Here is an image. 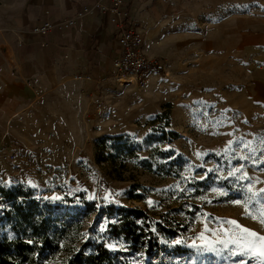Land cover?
Listing matches in <instances>:
<instances>
[{"label":"rangeland","instance_id":"1","mask_svg":"<svg viewBox=\"0 0 264 264\" xmlns=\"http://www.w3.org/2000/svg\"><path fill=\"white\" fill-rule=\"evenodd\" d=\"M244 66L238 104L236 83L228 98L206 83L169 76L152 91L115 83L101 91V110L90 109L82 140L70 135L36 161H0V238H29L41 216L51 234L78 215L83 227L75 245L90 241L85 254L105 240L127 264H264L228 243L246 235L241 228L264 236V103L251 96L252 84L264 81V47L246 49ZM131 190L140 197L129 198ZM120 207L139 208L177 232L160 233V248L151 252L130 250L110 227ZM66 258L60 251L49 264Z\"/></svg>","mask_w":264,"mask_h":264},{"label":"crops","instance_id":"2","mask_svg":"<svg viewBox=\"0 0 264 264\" xmlns=\"http://www.w3.org/2000/svg\"><path fill=\"white\" fill-rule=\"evenodd\" d=\"M96 1L0 0V148L19 160L36 161L34 155L66 144L70 135L82 140L101 91L120 84L113 68L119 28L109 14L94 9L66 30L32 32ZM123 10L142 33V52L167 65L165 78L149 76L150 91L169 76L206 83L228 98L236 83L232 100L242 102L246 49L264 47V0H123ZM251 96L264 103V81L252 84Z\"/></svg>","mask_w":264,"mask_h":264},{"label":"trees","instance_id":"3","mask_svg":"<svg viewBox=\"0 0 264 264\" xmlns=\"http://www.w3.org/2000/svg\"><path fill=\"white\" fill-rule=\"evenodd\" d=\"M162 116L158 115V118ZM114 138H122L121 136ZM102 138L99 142H103ZM138 185H132L136 188ZM4 192H7L3 189ZM129 198L140 195L128 192ZM89 204L84 214L88 213ZM121 215L117 223L111 224L112 232L122 236L129 243L130 250L151 252L160 248L159 234L175 233L171 224L154 221L139 208L120 207ZM80 215V214H79ZM83 227L78 215L74 219L63 220L48 233L49 220L41 216L40 223L31 228L29 238L16 236L0 238V264H49L57 253L65 250L67 258L63 264H127L123 259L112 254L106 247L105 240L97 242L93 251L85 254L91 242L86 241L81 247L75 243L80 239Z\"/></svg>","mask_w":264,"mask_h":264},{"label":"built area","instance_id":"4","mask_svg":"<svg viewBox=\"0 0 264 264\" xmlns=\"http://www.w3.org/2000/svg\"><path fill=\"white\" fill-rule=\"evenodd\" d=\"M263 0H249L257 2ZM94 9L109 14L111 21L119 28L118 42L121 47L120 56L113 62L115 70L114 77L121 84H134L140 88L146 86L149 76L156 74L161 78L167 76V65L160 58L147 57L142 52L143 36L123 10V0H97L92 8L84 7L74 16L64 18L55 22L44 21L35 25L32 32L44 35L52 30L63 31L70 28L77 18ZM98 110L101 104L98 103ZM19 154L9 149L0 148V161L17 163Z\"/></svg>","mask_w":264,"mask_h":264},{"label":"snow or ice","instance_id":"5","mask_svg":"<svg viewBox=\"0 0 264 264\" xmlns=\"http://www.w3.org/2000/svg\"><path fill=\"white\" fill-rule=\"evenodd\" d=\"M229 175H232V173H229ZM249 192L253 197L257 196V193L252 192L251 188H249ZM260 192L264 193V189H261ZM261 215L264 216V213H261ZM226 223L236 225L235 221H227ZM261 223H264V219H261ZM236 226L239 227V225ZM240 232L246 235H234L233 239L228 243L236 244L241 249V253H251L253 256L264 257V236H259L246 228H241ZM201 238H203V234H201ZM225 247H227V243H225ZM241 264H244V261H241Z\"/></svg>","mask_w":264,"mask_h":264}]
</instances>
